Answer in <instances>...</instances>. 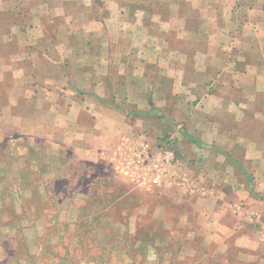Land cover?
I'll return each mask as SVG.
<instances>
[{"label": "rangeland", "instance_id": "374dc122", "mask_svg": "<svg viewBox=\"0 0 264 264\" xmlns=\"http://www.w3.org/2000/svg\"><path fill=\"white\" fill-rule=\"evenodd\" d=\"M89 2L97 5L96 0ZM35 7V1L27 6L30 20L35 15ZM48 12L52 16L56 14L50 6ZM99 14L102 17V13ZM20 18L18 16V20ZM11 20L10 15L0 14V23L7 24ZM79 21L81 23L83 19ZM55 24L52 22L45 35L48 49L40 47L39 31L29 34L26 29L22 31L27 32L26 38L30 40L27 45L23 43V35L4 44L7 38L18 34L0 27V78L5 74L0 85V132L4 131L0 134V264H233L230 255L219 256L214 253L215 248H207L198 233L200 228L194 223L196 213L191 208L176 204L178 200H189L202 194L201 185L205 183V176L208 184H218L220 180L217 178L223 177L220 167L225 165L221 153H227L229 157L233 153L231 148L227 152L215 150L213 157L199 159L191 156L188 150L190 144H217L215 124L226 119L223 112H215L216 102L219 98L222 102L224 98L217 88H225L231 82L217 78L222 68L220 48H216L217 32H209L211 43L205 48L206 51L208 48L205 59L197 54L190 64L181 65L175 53L158 56L156 63L144 66V78L128 79L126 83H121L124 87L120 92L123 93L106 95L103 101L117 106L131 127L119 131L111 152L101 155L105 151L103 146L100 148L104 141H98L99 153L91 156L82 150L79 151L81 154L74 153L66 141L70 139L67 134H71V128L55 126L47 120L48 113L44 111L45 104L55 98L45 95L43 89L51 85H45L44 78L59 74L55 64L58 57L54 53ZM82 25L73 28L78 33L76 45L81 41L103 39L109 33L113 38L114 33L107 28L104 32L89 23L84 25L85 29ZM60 29V35L67 39L68 31L64 26ZM233 33L238 35L240 32L235 29ZM169 38L178 37L172 34ZM30 42L37 45L30 46ZM58 48L63 50L62 45ZM77 49L82 53L87 47L81 44ZM176 49L192 50L188 44ZM42 50L44 54L41 57ZM64 55L65 61L60 64L65 72L62 82L74 80L78 85L84 75L91 72L93 64L86 60L87 67L81 65V54L73 57L69 48L64 47ZM143 57L151 60L146 52H143ZM110 66L108 61L101 63L93 73L98 72L102 76V72H107ZM205 66L207 76L204 75ZM181 67L185 71L197 69V78L192 73V79L169 80L158 73L159 69L169 73ZM7 73H13L15 77H9ZM102 81L100 83L107 88V80ZM205 81L207 89L204 88L205 93L201 94V89L204 90L201 82ZM3 85H13L10 99L14 103L10 109H5L9 104ZM140 85L144 91L147 87L149 92H135ZM215 90L218 93L211 95ZM175 91L176 94H173ZM205 95L213 97L207 99ZM60 96L66 100L71 98L63 94ZM78 96L83 98L81 92ZM202 102L204 105L200 107ZM200 108H205L210 115ZM207 119L212 128L206 129ZM244 120L239 122L237 132L240 143L248 137L251 139V136H263L259 132L260 125H251L253 120L246 117ZM211 130L214 131L211 133ZM141 143L149 157L170 164L174 170H169V173L174 179L181 178L185 185L175 181L156 190L144 186L146 181L142 185L134 172H129V175L120 173V168L128 167L132 152L142 151ZM250 149L253 157L237 158L240 172H243L239 190L242 198L247 193L252 198L264 194L261 185H257L255 191L250 188L258 184L259 177L263 176L264 138L261 143L251 144ZM255 150L259 151L257 156ZM236 151L242 155V150ZM227 162L230 163L229 160ZM247 168L254 174L247 177L244 172ZM228 179L231 180L230 173L226 175L225 180ZM230 191L228 189L226 194L228 198L231 197ZM212 199L213 202L218 200ZM195 202L201 208L202 200ZM186 217L189 224L184 227ZM186 229L193 232L187 233ZM261 231L263 233L262 228Z\"/></svg>", "mask_w": 264, "mask_h": 264}, {"label": "crops", "instance_id": "0c3cea01", "mask_svg": "<svg viewBox=\"0 0 264 264\" xmlns=\"http://www.w3.org/2000/svg\"><path fill=\"white\" fill-rule=\"evenodd\" d=\"M32 1L36 2V10L30 20L26 9ZM89 1L0 0V14H7L12 18L7 24L0 23V27L18 34L7 38L4 44L13 42L15 37L20 38L23 35V43L27 45V41L30 40L26 38L27 32L22 31L26 29L29 34L31 31L36 33L39 31V45L43 46V49L44 47L48 49L49 42L45 35L52 22L57 23L55 24L56 52H53L58 57L55 64H57L59 74L53 77L46 75L44 83L51 86L42 87L45 95L55 97L45 104V110L43 109L45 113H48L47 120H51L50 122L57 127L71 128V134H67L70 139L66 141L69 142L67 145L74 153L81 154L79 151L82 150L87 155L95 156L94 153L98 152L96 143L104 141L100 148L103 146L102 149L105 151L100 154L103 155V152L108 154L116 145L115 141L120 135L119 131L129 129L131 125L127 123L125 114L117 106L100 100H104L106 95L123 93V91L120 92L124 87L122 84L128 79L139 77L138 79L141 80L144 78L146 73H144V66L148 63H156L158 56L175 53L178 64L181 65L190 64L197 54L205 59L208 52V48L207 51L205 48L211 43L209 32H217L216 48L217 50L220 48L219 61L222 67L217 78L227 80L228 83L231 80V82L225 88H217V91L221 92L219 95H224V98L220 102L221 99L216 97L219 99L216 102L215 112H223L226 119L215 124L217 144H190L188 150L191 156L200 157L199 159L213 157L215 150L227 152L231 148L233 153L230 157L227 153H221L225 165L218 166L222 169L220 172L223 177L217 178L220 180L219 183L214 182L218 183L217 188H215L216 185L208 184L205 176V183L200 184L204 191L202 194H197V197H191L189 200H178L176 204L191 208L196 213L194 223L198 229L200 228L198 233L203 237L207 248H215V254L230 255L233 264H264V235L261 231V228L264 229V194L258 198H252L247 193L242 198L239 190L241 188L240 175L243 172H240L236 166V164L239 165L238 159L253 157L250 145L261 143L264 138V0H96L97 5ZM48 6L55 10V16L48 12ZM100 12L102 17L99 16ZM18 16H21L19 20ZM24 16L27 18L24 19ZM80 19H83V22L80 23ZM88 23L101 28L104 32L108 29L109 32L114 33L113 38L109 33V36L103 39H90L76 45L78 33H75L76 30L73 28L75 25L83 24L82 28L85 29L84 25ZM60 26H64L65 31H68L67 39L60 35ZM235 29L240 32L238 35L232 34ZM172 34L180 40L169 38ZM33 44L37 45L35 42L29 43L30 46ZM81 44L87 47V50L82 53L77 49ZM187 44L192 50L176 49L187 47ZM59 45H62L63 50L58 48ZM64 47L72 50L73 57L81 54L79 56L81 65L87 67L86 60L93 64L91 72L85 74L78 85L74 80H69L67 83L62 82L65 80V72L63 73L64 67L62 68L60 64L65 61ZM158 48H160L159 51H157ZM143 52L151 56V60L144 58ZM40 54L42 57L44 51L42 50ZM107 61L111 64L107 67V72H102V76H99L98 72L93 73L97 66ZM46 62L45 60V64ZM185 70L181 67L166 73L159 69L158 73L169 80L182 77L192 79V73L197 78V69ZM199 72H201V67H199ZM7 74L9 77H15L13 73ZM4 75L0 78V85ZM204 75L207 76V66L204 67ZM199 78H202V74H199ZM102 80H107V88L100 83L103 82ZM205 84L206 81L201 82L203 85L201 88L207 89ZM142 87L140 85V89L135 92L142 93L141 91H144ZM113 88L118 90H112ZM205 89H201V94L205 93ZM11 90H13V85L6 87L9 106L5 109H10L13 106L11 104L14 103L10 99ZM217 91L215 90L211 95L214 96L218 93ZM225 91L228 92L225 93ZM80 92L83 98H79L78 93ZM148 92L149 89L147 90L146 87L144 93ZM60 94L71 96V98L66 100ZM173 94H176V91ZM211 95L205 96L209 99L213 97ZM43 102L44 100L41 104ZM202 104L204 105L202 102L200 107ZM204 107L207 109V106ZM205 108L200 109L206 114L208 111ZM244 117L253 120L251 125L261 126V131H259L263 135L261 138L251 136V139L248 137L240 143V136L237 132L239 122L243 121ZM205 127L206 129L212 128L209 119L206 120ZM2 133L4 131L0 132ZM228 134H231V137H227ZM106 146L107 149H105ZM236 150H242V155ZM254 153L257 156L259 151L255 150ZM228 160L230 163L227 162ZM222 161L219 160V163L222 164ZM247 166L249 168V162ZM248 168L244 170L247 177L254 174ZM262 172L263 176L259 177V183L254 186L249 185L253 191L257 185L259 187L261 185L264 190V170ZM228 173H230L231 180H225ZM154 188L157 190V187ZM228 189L231 190L230 198L226 196ZM214 194L218 196L213 197ZM212 198L218 200L213 202ZM198 199L202 200L201 208L195 202ZM188 224L189 220L186 217L183 226L186 227ZM185 231L193 232L191 229Z\"/></svg>", "mask_w": 264, "mask_h": 264}, {"label": "built area", "instance_id": "2783aa9c", "mask_svg": "<svg viewBox=\"0 0 264 264\" xmlns=\"http://www.w3.org/2000/svg\"><path fill=\"white\" fill-rule=\"evenodd\" d=\"M142 151L135 150L128 158V167L123 166L120 168V173L123 175H129V172H134L137 175V180L141 181L144 185V181L147 182L148 187H161L170 186L172 182H179V184L185 185L181 178H173V175L169 173V170L174 168L166 161L153 159V156H148L145 151L143 143H141ZM139 183V182H138ZM264 235V229H263Z\"/></svg>", "mask_w": 264, "mask_h": 264}, {"label": "trees", "instance_id": "16d2710c", "mask_svg": "<svg viewBox=\"0 0 264 264\" xmlns=\"http://www.w3.org/2000/svg\"><path fill=\"white\" fill-rule=\"evenodd\" d=\"M101 102H105L103 100H100ZM150 103V102H149ZM237 168L241 169L240 166L238 164H236Z\"/></svg>", "mask_w": 264, "mask_h": 264}]
</instances>
